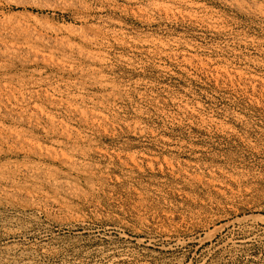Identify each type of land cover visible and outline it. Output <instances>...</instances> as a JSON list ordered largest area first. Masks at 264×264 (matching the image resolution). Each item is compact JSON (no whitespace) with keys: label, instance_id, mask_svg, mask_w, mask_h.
Returning <instances> with one entry per match:
<instances>
[{"label":"rangeland","instance_id":"rangeland-1","mask_svg":"<svg viewBox=\"0 0 264 264\" xmlns=\"http://www.w3.org/2000/svg\"><path fill=\"white\" fill-rule=\"evenodd\" d=\"M0 264H264V0H0Z\"/></svg>","mask_w":264,"mask_h":264}]
</instances>
